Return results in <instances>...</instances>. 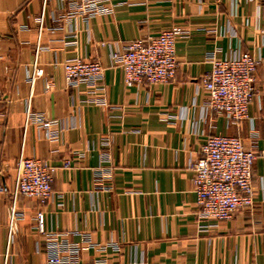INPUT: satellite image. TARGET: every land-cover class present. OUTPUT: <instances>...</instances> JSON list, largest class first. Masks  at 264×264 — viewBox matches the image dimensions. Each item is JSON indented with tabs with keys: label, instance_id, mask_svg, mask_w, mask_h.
Returning a JSON list of instances; mask_svg holds the SVG:
<instances>
[{
	"label": "crops",
	"instance_id": "obj_1",
	"mask_svg": "<svg viewBox=\"0 0 264 264\" xmlns=\"http://www.w3.org/2000/svg\"><path fill=\"white\" fill-rule=\"evenodd\" d=\"M104 5L89 16L71 0H0V171L8 189L0 200V264H45L52 242L79 247L83 264H264V0ZM171 29L183 34L175 80L126 86L112 53ZM244 51L259 60L257 95L250 121L237 124L206 110L203 85L209 54ZM76 58L101 63L99 88L68 84L64 64ZM36 62L43 75L31 86ZM42 122L54 124L47 130ZM215 135L238 136L258 153L254 207L221 223L199 219L193 182V163ZM21 155L57 171L45 205L18 199L11 237Z\"/></svg>",
	"mask_w": 264,
	"mask_h": 264
},
{
	"label": "built area",
	"instance_id": "obj_2",
	"mask_svg": "<svg viewBox=\"0 0 264 264\" xmlns=\"http://www.w3.org/2000/svg\"><path fill=\"white\" fill-rule=\"evenodd\" d=\"M71 1L76 5V12L91 16L103 13L104 4L110 0ZM40 25L42 28L43 18ZM182 36V32L171 29L149 40L131 42L123 50L112 53L111 66L122 69L124 83L128 87L168 84L176 78V47ZM208 60L212 69L204 78L206 110L224 116L233 123L250 121L249 106L257 95L256 74L259 60L245 51L226 59H220L215 53H211ZM64 71L70 86L86 84L91 89L99 88L104 76L101 63L79 58L67 61ZM42 75L43 70L36 62L29 78L31 86ZM2 101L3 95L0 92V103ZM31 118L29 106L27 121ZM53 124L54 122H42V127L50 130ZM257 157L258 153L246 148L243 139L238 136L215 135L207 138L201 147L200 157L193 163V182L200 220L228 222L237 212L254 207L256 193L252 180ZM72 158L73 156L65 162V167L72 166ZM56 171L45 160L20 156L11 190V237L13 226L21 217L16 205L18 199L23 196L45 205L54 195ZM3 177L0 171V200L8 193ZM36 221L40 231L44 233V211H38ZM80 251L77 246L62 248L58 243L52 242L45 264H83Z\"/></svg>",
	"mask_w": 264,
	"mask_h": 264
}]
</instances>
